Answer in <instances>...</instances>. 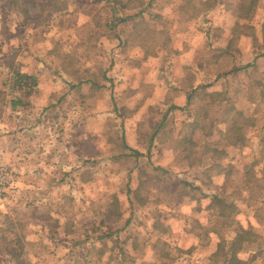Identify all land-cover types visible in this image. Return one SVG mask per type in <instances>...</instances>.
<instances>
[{"label": "rangeland", "instance_id": "rangeland-1", "mask_svg": "<svg viewBox=\"0 0 264 264\" xmlns=\"http://www.w3.org/2000/svg\"><path fill=\"white\" fill-rule=\"evenodd\" d=\"M39 1L25 21L0 0V264H216L215 194L264 264V58L238 37L264 2L240 17L239 0L211 16L203 1L167 15L162 0L156 15L133 14L147 1ZM16 63L37 76L31 96L12 89Z\"/></svg>", "mask_w": 264, "mask_h": 264}, {"label": "trees", "instance_id": "trees-1", "mask_svg": "<svg viewBox=\"0 0 264 264\" xmlns=\"http://www.w3.org/2000/svg\"><path fill=\"white\" fill-rule=\"evenodd\" d=\"M55 1L57 0H48ZM241 1V7L244 6L243 13L240 14V17H246L251 10V8L257 6L259 0H239ZM59 2V0H58ZM9 3L11 6H9ZM52 3V4H53ZM227 3V2H226ZM7 8L16 9V12H22L25 21H28L30 18H34L29 14L31 9H40L42 3L39 0H7ZM3 7V3L0 2V8ZM55 8V7H54ZM251 12V11H250ZM25 21L20 23L19 25H24ZM234 33V32H233ZM246 35L252 38V41L255 43L260 41L256 45V49L259 51V56L264 58V20L260 26L259 33L252 31L250 33H246ZM13 57V56H12ZM21 67L16 63L13 67V77H12V89L15 92H20L21 96L32 95L35 92L37 87V76L25 72L20 69ZM235 71V69H234ZM254 86H256L259 90V97L264 101V67L260 70L259 75H257L254 79ZM247 84L242 86L245 89ZM193 88V87H191ZM200 87L192 89V92L189 96L193 98V96L199 91ZM17 95L16 98L11 99L10 103L13 107L22 106L24 103L22 99ZM256 107V104L254 105ZM236 108V107H235ZM235 111V119L237 120L241 116L240 109L236 108ZM240 124L237 121H234L229 125V131H238ZM264 134V133H263ZM264 143V138H262ZM141 155L142 153H137ZM235 207L231 203H226L219 194H215L212 197V203H210L209 210L212 211V219L210 221L209 231L216 234L218 239V249H216L212 256L215 259L216 264H253L254 261L260 257L259 246L251 247L252 244L257 242V234L253 233L251 230H248L241 225L236 224V222L230 218V211ZM248 247L255 248L256 250L252 252V256L250 258H243L241 253L248 250ZM18 257V256H17Z\"/></svg>", "mask_w": 264, "mask_h": 264}, {"label": "crops", "instance_id": "crops-1", "mask_svg": "<svg viewBox=\"0 0 264 264\" xmlns=\"http://www.w3.org/2000/svg\"><path fill=\"white\" fill-rule=\"evenodd\" d=\"M135 1H147V6L145 7H143V9L142 10H140V11H138V13H133L134 15H136V14H143V15H156L155 13H152V11L150 10V8H149V4L151 3V1L152 0H135ZM149 1V2H148ZM163 1V2H162ZM161 2H162V5L164 6V10L165 11H163L162 12V14H164V15H167V13H170V10H171V6H176L175 8L177 9V8H181V6H182V0H174V2L175 3H172L173 2V0H162ZM191 1H203V3H202V6H204L205 5V8H203V10H204V12H202L201 13V15H204V14H206V15H208V16H211V14H212V12L214 11V9H215V7H216V5L217 4H219V5H221L220 3H221V1L220 0H217V2H215L216 0H191ZM204 1L206 2V3H204ZM209 1H210V3H209ZM264 2V0H259V2ZM179 3V2H181V3H179L178 5H175L176 3ZM172 3V4H171ZM180 5V6H179ZM223 5V4H222ZM221 5V6H222ZM179 6V7H178ZM132 9V8H131ZM117 11L118 12H120V10L119 9H117ZM135 12V11H134ZM160 12V11H159ZM121 13V12H120ZM197 15H200L199 13H196ZM263 17H264V15H263ZM262 24V23H261ZM20 26H22V25H20ZM32 26L33 25H30V24H24L23 26H22V28H24V29H28V28H31V30H32ZM259 27L258 28H255V31L257 32V33H259ZM229 31V32H228ZM227 33H228V36H229V39H227V41L229 40H231V38H232V30H230V28L227 30ZM25 35H26V39H29V33H25ZM238 37H247V35H245V34H239V36ZM250 37V36H249ZM250 39L252 40V38L250 37ZM238 40H239V38H238ZM226 41V42H227ZM31 43H35L33 40H32V42ZM46 46V48H47V44L45 45ZM37 47L39 48L40 46L39 45H37ZM171 53H172V51H171ZM46 55H47V51H46ZM45 55V56H46ZM38 56V55H37ZM22 58H23V60H24V55H20V56H18V60H22ZM38 58L39 59H41L39 56L37 57V60H38ZM262 58V57H261ZM43 59V58H42ZM30 74H32V73H30ZM34 75V74H33ZM36 76V75H35ZM197 87H200V85H197V86H194L192 89H195V88H197ZM192 92V91H191ZM191 92H190V94H191Z\"/></svg>", "mask_w": 264, "mask_h": 264}, {"label": "built area", "instance_id": "built-area-1", "mask_svg": "<svg viewBox=\"0 0 264 264\" xmlns=\"http://www.w3.org/2000/svg\"><path fill=\"white\" fill-rule=\"evenodd\" d=\"M8 186L9 177L7 175V172L2 167H0V196Z\"/></svg>", "mask_w": 264, "mask_h": 264}]
</instances>
